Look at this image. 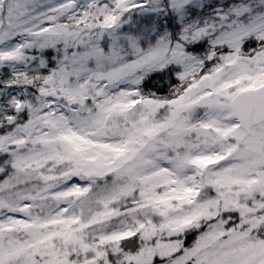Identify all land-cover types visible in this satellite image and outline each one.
<instances>
[{
  "label": "snow or ice",
  "instance_id": "1",
  "mask_svg": "<svg viewBox=\"0 0 264 264\" xmlns=\"http://www.w3.org/2000/svg\"><path fill=\"white\" fill-rule=\"evenodd\" d=\"M0 264H264V0H0Z\"/></svg>",
  "mask_w": 264,
  "mask_h": 264
}]
</instances>
